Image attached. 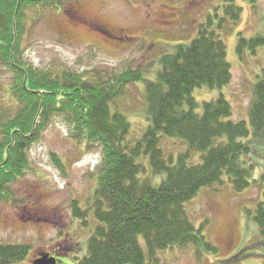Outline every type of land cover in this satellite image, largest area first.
Listing matches in <instances>:
<instances>
[{"label": "trees", "instance_id": "obj_1", "mask_svg": "<svg viewBox=\"0 0 264 264\" xmlns=\"http://www.w3.org/2000/svg\"><path fill=\"white\" fill-rule=\"evenodd\" d=\"M236 1L224 0V18L210 15L189 44H177L162 55L156 81L146 86L149 125L131 141V123L116 102L131 84L143 81V71L129 68L110 79H87L68 70L25 65L20 49L25 12L61 9L62 0H0V62L16 75L12 95L18 103L0 122V199H10V185L31 168L32 146L54 118L62 117L76 142L96 146L102 155L92 201L96 226L87 254L77 264H161L162 251L190 246L216 252L205 232L208 222L197 228L186 203L202 189L222 185L224 177L237 193L254 185L264 188V174L254 178L250 158L257 143L264 144V70L254 86L252 129L246 121L232 120V106L224 96L201 104L194 97L197 89H222L232 81L227 46L214 26L215 20L218 28L227 20L240 21L242 8ZM259 48H264V37L241 36L237 51L242 58L245 49L255 54ZM251 135L253 140L247 141ZM163 136L186 144L176 159L164 156ZM196 153L200 161L191 163ZM54 161L64 168L59 158ZM72 208L74 217L86 224L88 210L77 201ZM253 217L264 247V201ZM30 250L0 245V264L21 262Z\"/></svg>", "mask_w": 264, "mask_h": 264}, {"label": "rangeland", "instance_id": "obj_2", "mask_svg": "<svg viewBox=\"0 0 264 264\" xmlns=\"http://www.w3.org/2000/svg\"><path fill=\"white\" fill-rule=\"evenodd\" d=\"M62 3L61 9L36 7L25 12L22 62L38 70L72 71L87 79H110L129 68L141 69L143 81L131 84L116 102L131 123V141L149 125L146 86L156 81L162 55L173 52L177 44H189L210 15L225 17L224 0ZM236 5L242 8L238 23L227 20L218 28L215 20L214 26L227 46L232 81L222 89H197L194 97L201 104L224 96L232 106V120L246 121L252 129L249 112L254 86L264 70V48L255 54L245 49L242 58L237 49L241 36L246 40L264 37V0L254 4L237 0ZM104 27L109 35L99 32ZM15 84V73L0 62V122L18 104L12 95ZM257 145L250 158L255 165L254 178L260 179L264 174V144ZM161 146L167 159H176L187 147L166 136ZM53 156L62 161L63 169ZM101 161L100 148L79 144L62 117L53 119L30 150V170L10 185L8 201L0 199V245L20 244L31 249L26 259L15 264H33L41 254L57 255L58 264H77L87 254L88 240L96 226L92 201ZM199 161L200 154H194L191 163ZM75 201L88 210L86 224L74 217ZM263 201L264 188L254 185L237 193L227 177L222 185L202 189L186 203V209L197 228L208 222L205 232L216 252L193 246L175 248L160 253L161 264H264V247L253 217ZM139 240L143 243V236Z\"/></svg>", "mask_w": 264, "mask_h": 264}, {"label": "water", "instance_id": "obj_3", "mask_svg": "<svg viewBox=\"0 0 264 264\" xmlns=\"http://www.w3.org/2000/svg\"><path fill=\"white\" fill-rule=\"evenodd\" d=\"M33 264H57V260L51 257L50 254H41Z\"/></svg>", "mask_w": 264, "mask_h": 264}, {"label": "flooded vegetation", "instance_id": "obj_4", "mask_svg": "<svg viewBox=\"0 0 264 264\" xmlns=\"http://www.w3.org/2000/svg\"><path fill=\"white\" fill-rule=\"evenodd\" d=\"M102 26V25H101ZM105 28V27H104ZM99 32H101V33H103V34H107L108 33V31H107V29L105 28V29H99ZM107 35H109V34H107ZM58 257L56 256V259H57ZM58 261V260H57ZM58 264V263H57Z\"/></svg>", "mask_w": 264, "mask_h": 264}]
</instances>
